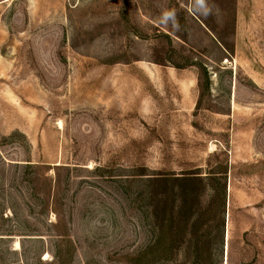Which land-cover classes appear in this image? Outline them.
<instances>
[{
    "label": "rangeland",
    "instance_id": "1",
    "mask_svg": "<svg viewBox=\"0 0 264 264\" xmlns=\"http://www.w3.org/2000/svg\"><path fill=\"white\" fill-rule=\"evenodd\" d=\"M0 264H264V0H0Z\"/></svg>",
    "mask_w": 264,
    "mask_h": 264
}]
</instances>
